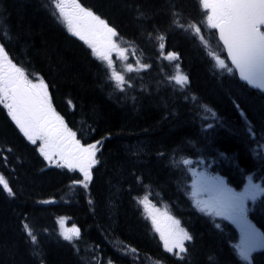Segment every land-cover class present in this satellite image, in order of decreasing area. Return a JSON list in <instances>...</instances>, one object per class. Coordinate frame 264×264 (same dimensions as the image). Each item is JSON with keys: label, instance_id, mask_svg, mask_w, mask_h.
Here are the masks:
<instances>
[{"label": "trees", "instance_id": "1", "mask_svg": "<svg viewBox=\"0 0 264 264\" xmlns=\"http://www.w3.org/2000/svg\"><path fill=\"white\" fill-rule=\"evenodd\" d=\"M79 3L115 29L112 65L123 90L52 0H0V43L11 60L48 84L79 139L101 142L84 188L75 183L83 175L50 166L0 104V176L14 193L0 186V264H264V249L239 256L234 218L197 204L194 166L238 191L251 178L264 187V95L228 63L199 0ZM176 65L188 77L183 87L171 79ZM246 205L264 235V195ZM62 216L78 238L64 239ZM173 220L192 237L184 253L161 237L171 244Z\"/></svg>", "mask_w": 264, "mask_h": 264}, {"label": "snow or ice", "instance_id": "2", "mask_svg": "<svg viewBox=\"0 0 264 264\" xmlns=\"http://www.w3.org/2000/svg\"><path fill=\"white\" fill-rule=\"evenodd\" d=\"M52 2L58 18H63L69 31L84 40L98 58L108 62V66L112 68L111 78L115 79L117 86L123 90L124 77L115 71L109 55V52L117 47L112 40L117 35L115 29L92 10L83 7L79 0H52ZM199 3L205 11L207 24L212 29H218L219 39L227 49L232 64L239 72L240 79L252 87L264 90V30H262L264 28V0H199ZM200 31V27L196 26L195 33L199 34ZM98 37L104 38L106 50L102 51L97 47L96 38ZM200 40H204L202 35ZM210 54L214 56L220 68L228 67L219 56L214 53ZM167 58L169 60L178 59L175 53H169ZM176 67L179 69L178 65ZM128 70H132L131 65L128 66ZM228 70L231 71V68ZM171 79L181 87L188 83L187 75L179 70ZM47 89L48 86L42 79L34 82L29 78L25 69L17 66L9 58L4 45L0 43V104H4L12 120L33 144L37 139L43 140L40 152L46 158L50 159V153L58 151L70 169L79 168L84 179L75 181V183L87 188L88 183L85 181H91L90 170L99 163L96 159V152L98 151L97 144L101 142L97 141L96 144L86 147L81 145L80 141L76 140V133L69 129L63 117L55 112ZM69 145L72 146L71 150H67ZM183 163L188 165L191 161L185 159ZM198 185L204 191L216 193L208 200L197 201V204L201 206L200 210L206 211L209 215L215 214L229 219L242 216L245 200L255 199L257 195L264 193V188L250 185L244 193L236 194L230 189H225L222 181L206 178H201ZM0 186L9 195L14 194L2 176H0ZM169 219L172 218L169 217ZM153 222L155 223V220ZM63 223L64 221L61 220V224ZM172 223L174 228L169 234L171 244L169 238L163 233L161 237L165 240V247L168 251L177 248L180 253H184L187 251L184 241H190L192 237L184 229L179 228L178 220H173ZM24 227L28 229L27 225ZM157 231L160 229L157 228ZM79 234V229L73 227L64 232L63 237L71 241L73 235L78 238ZM28 235L35 243L36 238L30 230ZM246 237L247 242L238 246V254L243 260L248 261L256 244L252 233H247Z\"/></svg>", "mask_w": 264, "mask_h": 264}, {"label": "rangeland", "instance_id": "3", "mask_svg": "<svg viewBox=\"0 0 264 264\" xmlns=\"http://www.w3.org/2000/svg\"><path fill=\"white\" fill-rule=\"evenodd\" d=\"M96 43H97V47H99L102 51L103 50H106V47L107 46L105 44V41H104V38L103 37L96 38ZM111 53H112V50L109 52L110 57H111ZM33 81L34 82H37V79H33ZM48 93H49V90H48ZM49 95H50V93H49ZM51 105L54 108V106L52 104V101H51ZM76 140H77V138H76ZM36 142L40 143L43 146V143H44L43 140L37 139ZM67 150H69V149H67ZM50 156H51V158L48 159L50 163H52L54 165H63L65 167H68L67 164L65 163V159H63L61 157V155H60V153L58 151L55 152V153H50ZM78 169L79 168H72V170H78ZM195 175H196L195 182L197 184V192H198V195H199V198H200L199 201L208 200L210 197L216 195L215 192H212V191H204V190H202L199 187L198 182L201 180V178H206V179H209V180H219V181H222L223 182V187L225 189H230L222 179H220L218 177H215V176H212L209 173H207L206 171L196 170L195 171ZM250 185H257V184H255L253 181H251L249 183V186L247 187V189L250 188ZM230 190L233 193L239 194V193H237L236 191H234L232 189H230ZM62 220L64 221V223L61 224V220H60L59 226H60V229H61V231L63 233L66 232V231H68L69 229H72L73 228L72 226H69L68 225V222H67V219L66 218L65 219H62ZM235 220H236V222L238 224V228H239V231H240V242H239L238 246H240L242 243H246L247 242V237H246V234L247 233H252L254 235V237H255V244H256V246H255L254 250L251 251V253H250V259H251L253 253L256 250L264 249V235L248 220V217H247V214H246L245 209H244V212H243L242 216L236 217ZM179 228H181V227L179 226ZM167 232H168V235H169L170 234L169 230ZM238 250H239V247H238Z\"/></svg>", "mask_w": 264, "mask_h": 264}, {"label": "water", "instance_id": "4", "mask_svg": "<svg viewBox=\"0 0 264 264\" xmlns=\"http://www.w3.org/2000/svg\"><path fill=\"white\" fill-rule=\"evenodd\" d=\"M219 32V31H218ZM223 43V42H222ZM226 51H227V49H226ZM227 54H228V52H227ZM228 57H229V54H228ZM229 60H230V62H231V58L229 57ZM231 64H232V62H231ZM233 65V64H232ZM234 66V65H233ZM235 67V66H234ZM236 69V68H235ZM237 70V69H236ZM237 72H238V70H237ZM238 75H239V72H238ZM240 77V76H239ZM245 82V81H244ZM247 83V82H246ZM250 86V85H249ZM251 88H253V89H256V90H260V89H258V88H255V87H252V86H250ZM260 91H262L263 93H264V90H260Z\"/></svg>", "mask_w": 264, "mask_h": 264}]
</instances>
